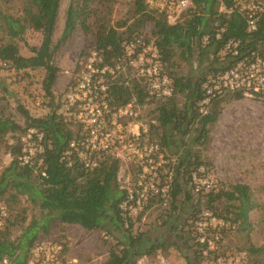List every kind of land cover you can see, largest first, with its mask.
Returning <instances> with one entry per match:
<instances>
[{
	"label": "trees",
	"instance_id": "1",
	"mask_svg": "<svg viewBox=\"0 0 264 264\" xmlns=\"http://www.w3.org/2000/svg\"><path fill=\"white\" fill-rule=\"evenodd\" d=\"M190 1L192 5L174 23H170L167 13L150 7L146 0H133L129 16L115 22L110 18L111 5L115 0H69L63 11L60 38L53 46L52 37L61 0H28L21 16H5L0 12V20L10 41L20 39L27 29H32L41 33V43L38 48H30L33 54L30 57L19 55L17 46L12 42L0 44V71L4 68L13 71L42 69V89L46 96H51L60 73L52 61L54 50L77 29L91 33L93 50L100 60L95 68L106 70L103 75L106 87L103 100L107 111H102L105 112V121L109 122L119 109L132 104L133 116L121 118L125 124L143 120L136 112V107L144 104L148 97L153 99L156 94L148 80L137 75L124 57L123 46L129 41L141 38L147 44L151 43L160 66L166 70L176 51L182 57L190 56L194 51L200 59L210 56L207 69L213 76L228 72L238 64H241L238 73L243 78L253 71V65L261 68L257 60L264 62V0H253L258 7L256 30L251 32L247 31L245 11L241 10L238 0ZM146 22L152 24L149 37L142 32ZM231 40L237 43V55L226 49V44ZM74 73L75 78L67 89L65 101L67 94L78 83L81 67L77 66ZM171 80L172 94L160 97L153 117L154 123L150 125V141H155L162 153L164 147L178 148L176 142L197 125L193 142L204 146L209 138V127L215 124L218 115V111L200 113L198 110L207 77L193 80L172 76ZM257 81L251 79L252 85L258 84ZM225 93L222 92L212 101ZM176 94L184 97L182 109L178 108ZM243 94L241 91L230 92L235 100L243 98ZM75 109V105L69 107V117L52 112L44 118L32 117L21 109L25 119L23 128L10 119L0 117V141L8 134L20 133L9 147L10 162L0 173V201L11 206L17 205L19 198L24 197L41 211L40 219L32 220L16 239L11 238L12 230L19 224L17 218L22 212L18 211L15 217L10 215L6 220L0 229V264H28L34 245L45 242L39 239L38 233L41 231L42 236L47 235L52 222L78 225L87 231L103 230L106 236L115 241L103 264H134V256L140 255L142 233H131L132 221L127 209L136 205V197L129 199L127 187L134 182L141 165H135L134 179L122 186L118 174L123 161L113 152V147L112 150H91L78 143V152L85 154L79 158L77 152L69 148L72 141L79 142L85 137L83 126L74 117ZM29 130L34 131L32 139L37 140V136L41 135L38 141L41 152H35L31 161L23 165L19 161L23 149L21 138ZM154 135L157 140L153 139ZM173 135L178 137L175 141ZM67 152L72 153L69 158H64ZM178 161L177 164L167 161L166 167L173 169L176 177H187L189 182L192 173L201 166H211L195 153L190 157H179ZM181 192L179 183L174 179L170 190L172 203H175ZM184 198H189L188 193H184ZM204 198L206 210L213 211L212 214L218 220L230 223L243 234L244 250L249 257L264 255V243L255 247L250 238L249 213L259 204L247 185L234 184L228 188L211 189ZM218 212L219 215L215 214ZM170 228L174 230L176 226ZM193 239V260L187 259L188 264H197L202 259L217 260L219 255L209 250L207 238L203 242L197 236ZM61 243L64 246L62 255L65 257L66 245L63 241ZM157 248V244L152 241L144 254H151ZM252 260L256 262L255 258Z\"/></svg>",
	"mask_w": 264,
	"mask_h": 264
},
{
	"label": "rangeland",
	"instance_id": "2",
	"mask_svg": "<svg viewBox=\"0 0 264 264\" xmlns=\"http://www.w3.org/2000/svg\"><path fill=\"white\" fill-rule=\"evenodd\" d=\"M27 1L0 0V12L5 16L19 17ZM132 1L115 0L112 3L110 16L112 22L124 20L129 16ZM68 3L69 0L60 2L59 15L52 37L53 46L60 38L63 28V11ZM167 15L170 23H174L178 17L169 16L168 13ZM151 27L152 24L146 22L142 28V32L147 37L150 35ZM9 39L0 20V44L14 43L19 55L23 57L33 55L30 48H38L42 36L39 32L27 29L20 39L11 41ZM149 45L152 44L149 43ZM208 57L200 59L195 51L190 56L182 57L176 51L168 70L161 67L160 74L166 76L170 82H172V76L184 79L189 77L193 80L203 79L206 76V81H208L213 78L212 73L207 69L210 56ZM96 58L92 34L84 33L80 29L75 30L65 43L54 50L52 61L60 69V73L52 88L51 96H46L42 89L44 77L42 69L21 71L2 69L0 71V117L10 119L22 128L25 126V119L20 112L21 109L35 118H44L52 112L62 113L67 117V110L72 104L68 100L70 92L67 94L66 101L65 95L75 78L74 71L77 66L81 67V71L87 69V66L95 62ZM167 72L172 76H169ZM160 97L162 98L156 93L153 99L148 97L144 104L137 105L136 112L143 120H134L131 123L140 121L149 125L151 121H154L153 117ZM263 98L262 94L244 95L243 98L235 100L230 92H227L211 101L204 109L206 112L218 111L217 120L213 126L209 127V138L204 146L193 142V138L197 135L194 130L197 128L195 125L180 140L182 142H176L178 148L164 147L162 155L159 154L164 162L153 167L154 170L151 173L147 172L145 182H142L144 187L142 193L145 197H140L139 203L127 208L132 221L131 233L134 235L142 233L140 255L134 256V264H188L187 259L193 260V238L195 236L199 241L203 238L211 241L209 245L212 248L209 247V250L219 255L215 261L202 259L199 263L197 261V264H264V255L254 257L256 262H253L254 258L249 257L244 250L246 245L243 234L236 231L235 226L230 223L218 220L212 214L213 211L206 210V199L204 198L211 189L228 188L234 184L247 185L259 204L258 208L249 213L251 242L255 247H260L264 243ZM175 99L178 108L182 109L183 95L176 94ZM69 114L71 115L70 112ZM19 134H8L0 141V173L11 160V156H8L9 147L16 141ZM152 137L157 140L155 135ZM172 137L174 141L178 138L177 135ZM23 139H27L25 134L21 138L22 146L25 147ZM147 139L149 142L156 143L150 141V136H147ZM28 145L35 151H39L36 139H32ZM114 152L123 161L118 174V181L122 186L134 179L135 165H141V170L138 171L137 177L130 186L134 191V185L140 178L138 175L142 174L146 162L137 161L131 156L133 153L128 152L123 145H116ZM194 153L211 166L203 165L193 172L190 182L187 181V177H176L173 169L166 167L167 161L177 164L179 157L182 158L184 155L190 157ZM153 157L160 159L158 156ZM174 179L179 183L182 192L177 196L175 203H172L170 190ZM185 192L188 193L189 198H184ZM0 205L6 208V220L10 218V215L15 217L16 212H22L17 218L19 224L12 230V239L19 237L32 220H39L41 217V211L32 206L24 197L19 198L17 205L10 206L4 201H0ZM215 214L219 215V212ZM172 225L176 226V229L172 230L170 228ZM38 235L40 240H56L65 243L66 253L63 264H103L110 249L115 245V241L106 236L103 230L87 231L78 225L57 222L51 223L47 235L42 236L41 231ZM152 241L157 244L158 248L151 254H144Z\"/></svg>",
	"mask_w": 264,
	"mask_h": 264
},
{
	"label": "built area",
	"instance_id": "3",
	"mask_svg": "<svg viewBox=\"0 0 264 264\" xmlns=\"http://www.w3.org/2000/svg\"><path fill=\"white\" fill-rule=\"evenodd\" d=\"M238 1L241 10L245 11L247 31L256 30L258 6L253 0ZM146 2L150 7L168 13L169 16H179L192 5L190 0H146ZM236 44L232 40L226 44V49L232 50L233 55L238 53L235 50ZM123 51L124 57L129 61V66L135 69L137 75L148 80L153 92L160 94L162 97L172 94L171 82L166 76L160 74L161 66L158 61V55L152 45L147 44L141 38H137L125 43ZM251 55L253 56V53ZM98 63H100V60L97 57L95 62L87 66V69L81 71L77 85L71 89L68 95L69 102L76 106L74 117L83 126V132H85V137L81 138L79 142L72 141L69 144V148L76 151L77 156L81 158L85 154L78 152V143L79 146L89 147L91 150H112L113 147V152L116 145H123L128 152L133 153L131 156L137 161L146 162L142 169V174L138 175V178H140L134 185L135 190L133 191L130 185L127 187L129 199L133 200L136 197L137 204L141 200L140 197H145L142 193L144 189L142 182H145L147 172L151 173L154 170L153 167H156L160 162H164L163 157H159V154L162 155V153L158 144L149 142L147 139L150 124L154 123V121H151L149 125L140 121L135 123L128 122L124 125L121 118L133 116L132 104H127L124 108L119 109L116 114L112 115L109 122L105 121V112L103 113L102 111L105 109L107 111L106 102L103 100L105 97L103 92L106 90L103 75L106 70H97L95 67ZM257 63H261V68L253 65L251 67L253 71L248 77L243 78L238 73L241 66V64H238L234 69L213 76L212 79L205 82L203 85V99L199 103V112L204 113V109L222 92L241 91L244 93L243 95L256 96L262 94L264 96V62L257 60ZM251 79L258 80V84L252 85ZM33 133L34 131L29 130L25 135L28 140L23 139L25 147H23L22 155L19 158L23 165L29 163L32 156L37 152L35 149L28 147ZM40 139L41 135H38L37 141H40ZM38 147V152H41V147L39 145ZM71 153L67 152L64 158H69ZM153 156H158L160 159ZM6 217L5 206L0 205V229L4 226ZM200 240V242H203L204 238ZM210 242L208 240V246L212 248L209 245ZM63 250L64 246L61 241L40 242L34 245L28 264H63V259L65 258L62 255Z\"/></svg>",
	"mask_w": 264,
	"mask_h": 264
}]
</instances>
